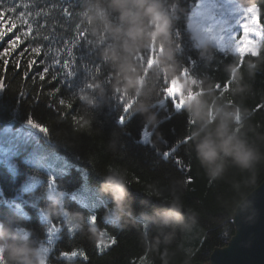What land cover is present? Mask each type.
Returning a JSON list of instances; mask_svg holds the SVG:
<instances>
[{
	"label": "trees",
	"instance_id": "1",
	"mask_svg": "<svg viewBox=\"0 0 264 264\" xmlns=\"http://www.w3.org/2000/svg\"><path fill=\"white\" fill-rule=\"evenodd\" d=\"M236 1L255 6L258 17L264 18V0ZM18 2L25 7L17 9L12 28L21 22L24 11L33 17L34 27L40 25L37 39L29 41L27 48H43L66 61L71 56L73 68L70 76H61L56 83L47 78L41 82L38 74L43 65L27 69L29 59L39 58L30 52L19 55L25 48L24 44L17 48L19 32L11 43V49H17L10 50V63H0V78H7L0 90V133L4 134L0 140V264L6 261L5 248L19 245L37 254L42 242L48 244L47 260L53 264L206 262L212 249L233 234L236 205L264 179V24L259 22L262 40L257 51L241 54L197 41L187 25L197 0H159V12L170 21V37L163 43L151 35L155 26L148 23L142 7L130 8L122 16L118 10L122 5L114 0ZM5 3L10 5L11 0ZM133 21L142 30L139 38L145 46L128 53L122 45ZM22 22L27 23V17ZM12 28L5 32L0 27V38H4L0 57L9 52ZM31 32L30 25L25 38ZM169 49L172 56L167 63L176 66L175 77L157 63ZM109 51L121 57L125 74L106 54ZM16 59L21 68L13 66ZM92 63L101 65L107 75L93 73ZM24 70L30 71L29 78H23ZM176 79L182 83L181 99L186 102L179 107V100L167 95ZM55 88L59 93L53 96ZM196 97L207 102L211 124L194 120L187 110ZM58 100L70 102L71 109L59 107ZM125 106L128 120L122 125L119 120ZM145 107L146 111L141 110ZM29 119L48 131L32 127ZM221 124L227 137L224 151L211 162L202 160L198 144ZM146 129L148 142L142 139ZM187 137L188 142L181 144ZM177 144H181L178 151L165 158L163 153ZM36 147L65 155L68 170L52 177L65 191L60 200L47 193L46 167L29 161L28 150ZM112 168L124 173L128 189L130 210L119 217L112 197L102 190ZM31 177L36 179L30 182ZM82 183L97 185L106 204L95 208L81 204L70 190ZM54 200L56 206L49 211ZM173 201L182 206L185 221L194 223L165 226L142 218L141 213L164 211ZM92 214L103 222L90 223ZM53 224L60 231L53 233L49 244L47 233ZM101 236L110 242L100 250ZM73 248L85 252L88 259L59 256Z\"/></svg>",
	"mask_w": 264,
	"mask_h": 264
},
{
	"label": "rangeland",
	"instance_id": "2",
	"mask_svg": "<svg viewBox=\"0 0 264 264\" xmlns=\"http://www.w3.org/2000/svg\"><path fill=\"white\" fill-rule=\"evenodd\" d=\"M245 24L248 25L247 28H244ZM187 25L199 43L210 41L219 48L233 50L241 54L257 51L262 40L257 9L255 6L241 5L236 0H197L196 5L190 11ZM181 84V81L176 79L170 85L167 95L173 99H178L180 105H184L186 102L181 99ZM3 135L0 133V140L3 139ZM2 151L0 148V155H2ZM28 154L29 161L46 167L49 179L46 188L47 193L54 199L60 200L65 191L58 188L56 184L51 187L50 180L54 173L68 170L65 155L37 147L29 149ZM5 159L10 165L13 164L8 157ZM35 179L36 177H31L30 182ZM70 193L81 204L89 208L106 204L107 201L100 188L95 184L82 183L71 189ZM41 217L45 219V214L42 213ZM109 242L110 240L106 236H101L97 243L98 248L100 250L105 248ZM45 247H48L46 242L38 245L36 255L40 264H53L47 260Z\"/></svg>",
	"mask_w": 264,
	"mask_h": 264
},
{
	"label": "clouds",
	"instance_id": "3",
	"mask_svg": "<svg viewBox=\"0 0 264 264\" xmlns=\"http://www.w3.org/2000/svg\"><path fill=\"white\" fill-rule=\"evenodd\" d=\"M117 2L122 5V8L118 9L122 11V16L128 15V10L130 8L142 7L143 14L148 20V23L155 26L151 35H157L160 37L161 43L169 39L170 21H167L163 14L159 12V0H153L152 4H147V0H114V3ZM141 31L142 30L135 21L130 23L128 29L126 30V38L123 40L122 45L125 52H138L141 47L145 46L139 38ZM106 54L111 56L113 61L118 64L121 73L125 74L126 65L121 63V57L112 51H109ZM171 56V49H169L161 56V58H159L157 63L161 65L162 71L168 73L172 77H175L176 66L174 64L167 63V61L171 59ZM125 79L128 80L127 75H125ZM129 83H131V81H129ZM186 107L194 120L199 121L203 119L205 126L213 122L207 112V108L209 106L202 97L194 98L189 105H186ZM141 110L146 111L147 108L145 107ZM149 121L154 122L155 117L150 116ZM223 129L224 125L221 124L214 132H208L204 139L200 141L197 146V151L202 160L211 162L213 157L218 156L220 152L224 151V144L227 137L223 135ZM102 190L112 197L113 208L117 217L123 214L126 210H130V204L127 200V183L123 172L115 168L110 169L109 174L104 178ZM155 194L159 195L158 192ZM56 203L57 201L54 200L52 206L49 208V211L56 206ZM141 216L148 222L163 224L165 226L178 225L180 227H188L190 226V223H194L185 221L182 213V206L178 201H173L171 207L164 211H158L151 215L141 213ZM4 251L6 253L5 264H7V261H14L15 264H40V260L36 256L34 249H26L23 246L17 245L15 247L5 248Z\"/></svg>",
	"mask_w": 264,
	"mask_h": 264
},
{
	"label": "snow or ice",
	"instance_id": "4",
	"mask_svg": "<svg viewBox=\"0 0 264 264\" xmlns=\"http://www.w3.org/2000/svg\"><path fill=\"white\" fill-rule=\"evenodd\" d=\"M25 6L21 3L18 2V0H11V4H6L5 0H0V27H3L5 32H7V30L9 28H12V25L14 22H16L17 20V9H23ZM65 15H69V10L68 9H63ZM25 17H27V23H23L22 21H24ZM39 17V16H37ZM259 22L264 24V18H259ZM19 20L21 21L20 23H17L15 28H12V32L8 33L9 37H12V39L9 40V52L4 53V55L2 57H0V63H2L4 66H7L10 61L8 59V57L11 55V52H15L17 48H19L20 45L24 44L25 48L19 53V55H23L25 52H30L34 57L39 58V59H29L27 61V69H31L33 68V66L37 65V63H39L40 65H43V70L42 72H40L38 74V78L41 82H44L47 78L48 81H52V82H57L61 76H70L71 75V70L73 68V63H72V57L68 56L67 57V61L65 59H60L59 57H52L51 55H48L47 53H45V51L43 50V48L33 51L32 48H27V45L29 44V41H34L35 39H37V29L40 27L39 24L36 25V27H34L33 25V17L29 14V11H24L23 15L19 16ZM32 26V32L31 35H29L27 38H25L24 32H26L29 29V26ZM248 25L245 24L244 28H247ZM21 29H23V31H21ZM19 32V39L17 41L18 43V47L15 50L11 49V43L13 40L16 39V34ZM83 35V34H81ZM238 38V37H237ZM0 42H4V38H0ZM33 47H35V45H33ZM27 48V50H25ZM11 50V52H10ZM3 52V51H2ZM65 52H67V49H65ZM47 55V60L45 59V56ZM13 66L16 68H21L22 66L20 65L19 59H16L14 61H12ZM92 72L96 73V74H104L107 75L105 73H103V68L101 65H98L96 63H92ZM23 78H29L30 77V71L28 70H24L22 73ZM108 79H110V77H108ZM7 83V78L3 77L0 78V90L4 89V86ZM41 91H43V89H41ZM166 91V90H165ZM59 93V89L55 88L52 92L53 96H56ZM36 99H39V97H35ZM171 99V98H169ZM53 106H57V102L54 101V105ZM58 106L59 107H67L69 110L71 109V103H65V101L63 100H58ZM176 106L179 107V101H176ZM264 107V106H262ZM128 107L125 106L123 109V112L121 113L120 116V124H124L127 120H128ZM64 115L66 116L67 113H64ZM28 123L32 126V127H36L39 128V130L41 132H47L48 129L42 125L37 124L35 121L29 119ZM142 139L146 142L149 141L150 139V133L149 130H145ZM190 138L187 137L186 140L182 141L181 144L183 143H187L188 140ZM181 144H177L175 147H172L170 150L166 151L163 153V156L165 158L169 157L170 155H173L176 151H178L179 147L181 146ZM176 163L178 165L182 164V161H180L179 159L176 160ZM50 186L54 187L55 186V180L51 179L50 180ZM89 221L90 223L93 224H98L100 222H103L101 219H98L96 214H92L89 217ZM60 229L55 227V224H53L52 227L49 228L48 233H47V239L49 244L52 242V237H53V233L54 232H59ZM116 241L113 238L111 240V243L114 244ZM44 251L46 253V255L48 256L49 254V248L45 247ZM59 256L61 258H76V257H81L83 260H87V254L85 252H83L82 250H77L76 248H73L71 251H61L59 253ZM0 260H2V257H0Z\"/></svg>",
	"mask_w": 264,
	"mask_h": 264
},
{
	"label": "water",
	"instance_id": "5",
	"mask_svg": "<svg viewBox=\"0 0 264 264\" xmlns=\"http://www.w3.org/2000/svg\"><path fill=\"white\" fill-rule=\"evenodd\" d=\"M232 221L227 242L192 264H264V179L236 205Z\"/></svg>",
	"mask_w": 264,
	"mask_h": 264
}]
</instances>
